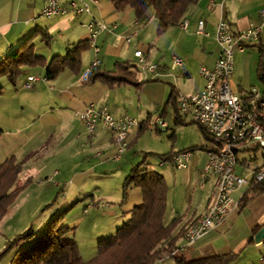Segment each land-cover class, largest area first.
Returning a JSON list of instances; mask_svg holds the SVG:
<instances>
[{
    "label": "crops",
    "instance_id": "1",
    "mask_svg": "<svg viewBox=\"0 0 264 264\" xmlns=\"http://www.w3.org/2000/svg\"><path fill=\"white\" fill-rule=\"evenodd\" d=\"M69 1L71 0H59L61 4ZM97 1V5L90 3L91 16L106 23L109 28L96 39V44L100 48L99 70L112 71L116 62L126 61L135 65L137 59L133 53L141 50L147 64L157 66V75L145 80L140 66L135 65L136 70L134 68L132 71L135 72L136 80L146 82L138 91L132 86L108 88L98 82H84L81 75L95 58L90 48L82 55V70L79 75L65 70L55 79L43 81L40 87L33 86L34 92L28 93V99L31 101L23 107L21 105V114L26 113L25 116H19L10 105L0 107L7 127L4 132L13 136L10 141L0 143V154H3V161L13 156L21 163L18 176L21 182L26 178H33L31 173H40L47 169L50 162H57L60 166L53 175L68 177L71 186H78L85 178L95 174L96 169L107 171V167L110 166L108 162L113 160L116 152L111 143L112 136L100 126L94 135L89 136L76 114L83 112L89 104L106 105L114 117L133 114V117L138 119L137 127L132 129L134 135L138 132L139 123L145 122L146 125L152 123L151 120L157 115L165 120L171 112L174 121L172 108L164 107L169 90L174 88L177 95H190L202 90L204 80L198 71L200 67L212 68L217 59L218 48L214 36L219 19H224L230 31L235 34L245 30L251 23L258 24L259 11L264 8V0H225L222 6L211 4V0H198L185 13L184 19L188 22L186 30H181L180 21L178 26L169 27L165 33L156 35V21L152 16V10L148 11L149 20L141 23L135 20L131 9L118 13L107 0ZM42 6L43 0H0V59L37 28L52 36L48 47L50 54L45 57L47 60L56 55L63 56L68 46L87 40L85 25L90 20L89 15L40 18ZM201 20L204 21L208 37L196 34L197 23ZM56 37L62 40V50L53 49ZM125 38H129L128 43L125 42ZM260 42L264 45V25ZM61 51L62 54H58ZM173 57L180 58L182 64L172 71L170 63ZM258 62L259 55L255 48H247L245 52L234 55V70L230 84L235 86L237 90H234L235 92H244L251 87L258 88L256 77ZM31 70H25V77L35 75ZM42 73L45 76L44 69ZM138 73L143 75L142 79ZM258 89L263 91V87ZM17 95L18 93H15L11 97ZM0 131L2 132L1 129ZM134 135L130 134V143ZM199 146L207 149L210 141L197 147ZM193 151L199 154L200 160L197 161L199 166L197 169L196 163L195 171L193 169L182 175L186 177L187 183H190L192 175L198 174L200 178V171L206 161V150ZM93 157L98 161L96 167L92 164ZM65 162L66 164H63ZM76 164H80L81 167H77ZM162 176L168 185L172 182L174 185L177 183L175 171H165ZM214 182V179L209 177L204 182L200 181L201 186L193 192L184 191L183 197L172 193L167 197L166 223L174 218L179 219L173 234L181 228L190 227L212 205ZM247 190L248 188H241L232 191V199L239 204ZM173 191L174 187L171 192ZM131 192L134 194L132 203L134 207L142 202V195L138 188ZM263 223L264 192L254 196L243 208L238 205V208L232 209L220 225L191 246L185 247L183 251L193 259L232 252L238 256L231 264L239 261L246 263L245 260L255 251H259L263 245L258 244V239L253 235V229ZM253 238V242L248 244ZM176 243L182 248L183 238ZM165 264L173 263L169 259Z\"/></svg>",
    "mask_w": 264,
    "mask_h": 264
},
{
    "label": "trees",
    "instance_id": "2",
    "mask_svg": "<svg viewBox=\"0 0 264 264\" xmlns=\"http://www.w3.org/2000/svg\"><path fill=\"white\" fill-rule=\"evenodd\" d=\"M115 11L124 12L131 9L136 21L145 23L149 20L148 11L156 21V35H161L169 27L178 26L184 21L189 7L198 0H107ZM40 36L41 42L50 46L52 36L42 29H35L30 36L18 46L7 52L0 59V79L6 78L14 88L18 79L25 74L26 69H44L47 80L55 79L61 72L68 70L79 75L82 70V55L90 49L87 40L78 41L65 50L63 56H53L47 60L34 53V39ZM255 48L259 55L256 70L257 81L263 87L264 98V45L260 38L256 43L247 45ZM136 67L129 62H116L112 71H92L87 83H101L108 88L132 86L136 91L146 82H138L135 78ZM2 89L0 87V95ZM177 93L174 88L169 90L164 107L170 106L174 111L175 124H184L176 113ZM193 124V123H191ZM196 125V124H195ZM145 122H141L137 134L145 130ZM206 141H210L205 130L197 125ZM1 133V131H0ZM190 150H206L205 147H192ZM175 153L159 156L160 161L169 160ZM146 159V155L144 156ZM21 163L11 156L0 164V222L8 213L17 196L31 183V178L18 182ZM138 188L142 195V202L133 207L130 218L117 228L114 235L98 241L97 254L94 259L85 263L82 261L78 246L74 238L69 236L70 229L62 226L61 222L67 211H63L52 218L46 228L35 234L29 228L7 243L6 250L17 246L21 242H30L25 250L15 255L11 264H154L161 256L171 257L173 264H231L237 258L235 253H227L201 258H190L177 245L188 228H181L173 234L179 223L178 218L166 223L168 211V188L164 177L148 168L145 160L133 166L124 178L122 185V203L127 199L128 191ZM264 192V182L252 183L239 201L243 208L254 196ZM51 205V204H49ZM264 229V223L253 229V235ZM254 240H249L248 244ZM264 244V236L262 239ZM2 254L0 255L1 258Z\"/></svg>",
    "mask_w": 264,
    "mask_h": 264
},
{
    "label": "built area",
    "instance_id": "3",
    "mask_svg": "<svg viewBox=\"0 0 264 264\" xmlns=\"http://www.w3.org/2000/svg\"><path fill=\"white\" fill-rule=\"evenodd\" d=\"M211 0V4L222 6L225 0ZM90 3L97 5V0L84 2L71 0L61 4L59 0H43L40 18H52L67 15H89L90 20L85 25L87 41L95 55L86 74L81 80L86 82L92 71L99 68L101 61L98 58L100 48L96 39L100 34L109 30L106 23L91 16ZM260 22L249 26L238 33L230 31L227 22L220 18L216 24L214 40L218 48V56L212 68L200 67L199 75L204 80L201 91L176 98V113L180 120L201 126L210 138V146L206 149V161L200 171V181L209 177L214 179V193L216 202L210 207L208 216H201L199 225L192 234L187 235L184 246H191L209 231L220 225L232 209L238 208V203L232 197V191L249 188L252 183L264 182V116H256L255 104H263V92L251 87L244 92H235L230 86L234 70V55L243 53L247 45L256 43L262 33L264 25V8L259 11ZM188 22L181 30H186ZM196 34L208 37L204 28V21H198ZM126 43L129 38L124 39ZM137 59L135 65H141V72H145V80L157 75V66L148 65L141 50L133 53ZM182 60L173 57L170 70L181 66ZM46 77L29 75L22 83V88L30 90L39 81H46ZM89 136L94 135L100 126L108 135H118V149L114 152L113 160L118 161L128 148L129 137L135 129L137 119L128 116L114 117L103 104H89L83 112L76 114ZM249 121L251 142L244 143L242 158H233L234 142L240 134V122ZM167 129L165 120L155 117V131ZM194 151L185 150L176 152L167 161H160L159 166L169 164L175 170H184L188 167ZM259 242L258 244H261ZM175 253V251H174ZM170 254L165 262L174 255ZM263 259L260 260L262 262ZM165 264V263H164Z\"/></svg>",
    "mask_w": 264,
    "mask_h": 264
},
{
    "label": "rangeland",
    "instance_id": "4",
    "mask_svg": "<svg viewBox=\"0 0 264 264\" xmlns=\"http://www.w3.org/2000/svg\"><path fill=\"white\" fill-rule=\"evenodd\" d=\"M61 41L60 38L56 37L53 42V49L62 50ZM33 44L35 54L43 57L50 54L48 47L44 42H41L40 36L34 39ZM58 54H62V51ZM31 71L36 76L44 77L41 68H34ZM138 74L142 79L143 75ZM24 78H26L25 74L18 79L16 89L10 85L6 78L0 79L2 89L0 107L10 105L19 116L26 115V113L21 114V105L23 107L25 104H29L31 100L28 99V93L34 92L32 89L25 90L22 88L21 83L25 80ZM41 85H43V81L36 83L35 87ZM230 86L232 90L237 91L232 83ZM257 87L260 89L262 87L258 81ZM15 93L18 95L11 97ZM169 113L165 119L167 129L161 131H155V128L151 131L145 129L140 134L135 135L131 131L134 137L130 143V148H127L128 150L120 156V161L108 162L110 166L105 172L96 169L95 174L85 178L78 186H71L68 177H55L53 175L54 171L60 169L57 162L48 163L47 169L40 173H31L33 176L31 183L17 196L8 213L0 222V255L2 254L0 264H11L15 255L21 253L30 244V242H21L5 251L8 242L29 228H32L35 234H40L49 221L63 211H67V213L62 219L61 225L70 229L69 236L76 241L82 261L87 263L94 259L97 254L98 241L114 235L117 228L130 218L134 200V194L131 191L136 188H131L128 191L127 199L122 203V185L130 169L143 160H145V165L148 168L159 174L163 175L165 171H175L177 183L175 185L174 182L171 185L166 183L168 196L171 193L182 196L186 190L193 192L198 189L201 186L198 174L192 175L190 183H187L186 177L182 175L193 171V169L195 171L196 163L198 169L199 154L193 153V158L190 159L186 170H173L169 164L159 166V156L161 155L185 151L198 145L207 144L197 125L186 121L185 124H175L171 118V112ZM133 116L131 114L128 117L134 118ZM154 120L155 118L151 122L153 123ZM0 129L2 130L0 143L10 141L13 136L11 133L4 132L7 127L5 116L1 111ZM14 144L16 146L17 141ZM145 155L146 159H144ZM92 159V164L96 167L98 161L95 157ZM2 162L3 154H0V164ZM76 166L81 167L80 164H76ZM18 182L21 181L18 179ZM173 187L174 193L171 192ZM261 259H263L262 262H260ZM245 261L246 263L239 261L233 264H264V244L259 251L252 253Z\"/></svg>",
    "mask_w": 264,
    "mask_h": 264
},
{
    "label": "bare ground",
    "instance_id": "5",
    "mask_svg": "<svg viewBox=\"0 0 264 264\" xmlns=\"http://www.w3.org/2000/svg\"><path fill=\"white\" fill-rule=\"evenodd\" d=\"M184 24H186L185 20L180 23V27L183 28ZM139 66H140V70H141V65H139ZM140 70H139V72H140ZM143 73H144V77H145V72H143ZM84 74H86V71ZM254 112H255L256 116H264V105L263 104H255L254 105ZM137 124H138V122L135 121V126ZM153 128H155V120L153 121L152 124L148 123L146 126V129H148V130L153 129ZM240 134H241V136H237V138H235L234 149H233V158H241L242 148L244 147V143H250L251 142L249 121L240 122ZM110 135L112 136V138L110 137L112 139L111 143H113V146H114L115 151H116V149H118V135L117 134H110ZM214 202H216L215 193H214L213 203L210 207H214ZM210 207L207 209V211L202 216H208V212H210ZM199 219H201V217L198 218L195 223L191 224V226L188 227V229L185 231L184 236H183L184 241H186L187 235L193 233V230L196 228V225H199ZM167 257L168 256H161L160 258L157 259V261L154 264H164L165 258H167Z\"/></svg>",
    "mask_w": 264,
    "mask_h": 264
},
{
    "label": "water",
    "instance_id": "6",
    "mask_svg": "<svg viewBox=\"0 0 264 264\" xmlns=\"http://www.w3.org/2000/svg\"><path fill=\"white\" fill-rule=\"evenodd\" d=\"M256 238L258 239V241L260 242L262 239H263V236H264V229H261L257 235H255Z\"/></svg>",
    "mask_w": 264,
    "mask_h": 264
}]
</instances>
